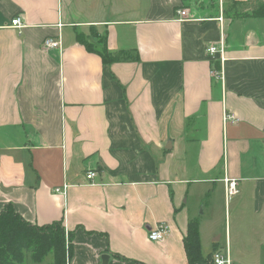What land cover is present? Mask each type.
I'll list each match as a JSON object with an SVG mask.
<instances>
[{"label":"crops","instance_id":"obj_1","mask_svg":"<svg viewBox=\"0 0 264 264\" xmlns=\"http://www.w3.org/2000/svg\"><path fill=\"white\" fill-rule=\"evenodd\" d=\"M255 4L0 0V210L61 220L67 264H102V254L105 264H188L189 220L195 264H213L217 250L230 264H264V18L234 15ZM16 15L21 28L9 25ZM102 35L137 58L102 64ZM44 37L60 45L43 49ZM220 37L221 61L206 48ZM158 222L169 232L150 241Z\"/></svg>","mask_w":264,"mask_h":264},{"label":"trees","instance_id":"obj_2","mask_svg":"<svg viewBox=\"0 0 264 264\" xmlns=\"http://www.w3.org/2000/svg\"><path fill=\"white\" fill-rule=\"evenodd\" d=\"M234 15L264 18V0H256L249 11H238ZM82 35L77 32V39L87 50L92 49ZM98 41L100 47L96 51L102 64L137 58L124 50L109 51L103 35ZM71 236L70 232L66 233L61 220L32 224L18 214L11 203H7L0 210V264H67L72 248ZM183 240L188 264H195L202 258L196 220L188 221ZM47 256L51 259L49 263H45Z\"/></svg>","mask_w":264,"mask_h":264},{"label":"built area","instance_id":"obj_3","mask_svg":"<svg viewBox=\"0 0 264 264\" xmlns=\"http://www.w3.org/2000/svg\"><path fill=\"white\" fill-rule=\"evenodd\" d=\"M178 17L177 19L179 20H185L187 17V11L185 9H178L177 10ZM11 27H16V28H21L23 27V24L21 23V17L19 15L14 16L10 20ZM60 45V38L54 39L51 37H44L43 42H42V47L44 48H58ZM223 38L220 37V40L217 42H212L210 43L206 48L207 52L213 56L217 55L219 61L223 60L225 57V47L223 46ZM211 75L217 78H222L221 77V72L215 69H211ZM230 120L234 121L237 120L234 114L232 113H224V120ZM96 174L95 171H88L86 173V178L87 179H92ZM236 185L237 181L234 179H226V195H232L236 192ZM56 191H60V188H56ZM63 191V189H62ZM169 232V226L165 222H158L156 223L152 228L149 229L147 238L150 241L153 240H161L163 239L167 233ZM212 256V262L213 264H230V254L228 253V250L224 253H221L220 251H214Z\"/></svg>","mask_w":264,"mask_h":264},{"label":"rangeland","instance_id":"obj_4","mask_svg":"<svg viewBox=\"0 0 264 264\" xmlns=\"http://www.w3.org/2000/svg\"><path fill=\"white\" fill-rule=\"evenodd\" d=\"M71 8V7H70ZM72 9V8H71ZM82 18H85L84 16H81V15H78L77 16V19H82ZM221 214H220V217L218 218V222H217V225L219 226V228L223 231L224 230V228H225V225H227V224H225V222H224V218H225V214H224V210L222 209V207H221ZM225 210H227V206H226V209ZM222 243H223V240H222ZM47 258H50L49 256H47ZM46 258V259H47Z\"/></svg>","mask_w":264,"mask_h":264},{"label":"water","instance_id":"obj_5","mask_svg":"<svg viewBox=\"0 0 264 264\" xmlns=\"http://www.w3.org/2000/svg\"><path fill=\"white\" fill-rule=\"evenodd\" d=\"M101 258H102V264H105L107 262V260H108V255L102 254Z\"/></svg>","mask_w":264,"mask_h":264}]
</instances>
